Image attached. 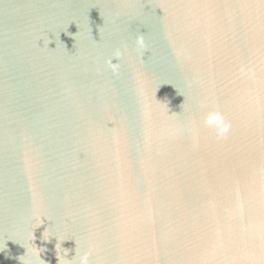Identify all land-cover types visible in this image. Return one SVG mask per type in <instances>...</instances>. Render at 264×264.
<instances>
[{"label":"water","instance_id":"water-1","mask_svg":"<svg viewBox=\"0 0 264 264\" xmlns=\"http://www.w3.org/2000/svg\"><path fill=\"white\" fill-rule=\"evenodd\" d=\"M84 251L264 264V0H0V264Z\"/></svg>","mask_w":264,"mask_h":264},{"label":"clouds","instance_id":"clouds-1","mask_svg":"<svg viewBox=\"0 0 264 264\" xmlns=\"http://www.w3.org/2000/svg\"><path fill=\"white\" fill-rule=\"evenodd\" d=\"M137 44L140 46H143V37H138L137 38ZM122 54L117 51L115 53V58L119 59ZM111 63V61H109ZM115 68L116 65H113ZM203 124L204 126L214 129L218 137H223L230 128V124L224 121L222 115L219 112H208L204 116L203 119ZM89 257H90V252L84 251L82 254L79 255L78 258V264H89ZM19 259V258H18ZM76 260V254L71 258V259H66V264H74ZM58 264H59V259H58Z\"/></svg>","mask_w":264,"mask_h":264}]
</instances>
